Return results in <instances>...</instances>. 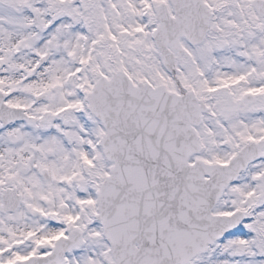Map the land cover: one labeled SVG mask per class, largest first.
<instances>
[{"label": "snow or ice", "instance_id": "6c2138e0", "mask_svg": "<svg viewBox=\"0 0 264 264\" xmlns=\"http://www.w3.org/2000/svg\"><path fill=\"white\" fill-rule=\"evenodd\" d=\"M0 264H264V0H0Z\"/></svg>", "mask_w": 264, "mask_h": 264}]
</instances>
